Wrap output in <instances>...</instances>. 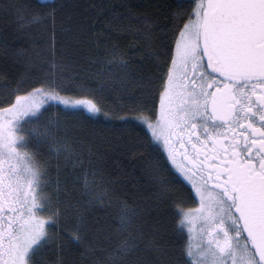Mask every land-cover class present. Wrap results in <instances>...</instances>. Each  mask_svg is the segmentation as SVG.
<instances>
[{
	"label": "snow or ice",
	"instance_id": "snow-or-ice-1",
	"mask_svg": "<svg viewBox=\"0 0 264 264\" xmlns=\"http://www.w3.org/2000/svg\"><path fill=\"white\" fill-rule=\"evenodd\" d=\"M63 7L0 0V18L16 22L12 36L0 29V56L24 63L33 78L4 85L0 99V264H264V0H160L154 14L119 17L151 68L140 74L130 64L144 59L118 47L88 61L92 75L113 77L112 91L139 93L116 108L54 48L38 62L15 47L33 27L54 34ZM69 116L132 126L154 154L149 179L156 205L174 209L175 254L158 230L137 224L138 208L113 199L91 153L75 151ZM41 143L80 175L53 181ZM194 225L195 246L183 242Z\"/></svg>",
	"mask_w": 264,
	"mask_h": 264
},
{
	"label": "trees",
	"instance_id": "trees-1",
	"mask_svg": "<svg viewBox=\"0 0 264 264\" xmlns=\"http://www.w3.org/2000/svg\"><path fill=\"white\" fill-rule=\"evenodd\" d=\"M25 3L35 4L36 0H23ZM62 4L63 11L59 14L55 24V33L48 31V26L33 27L31 33L21 35L15 41V47L23 50L33 59L39 58L42 62L49 58V49L54 48V58L60 62L69 64L76 70L75 74L87 78L90 87L101 90L100 99L109 107L116 108L120 105L134 103L131 95L139 93L112 91L116 81L111 75H92L97 66L88 61L95 58L98 52L104 49L118 47L130 60L144 59L143 64H130L132 68H138L143 74L151 68L146 59V53L136 51L139 41L131 33L124 31L123 25L126 21L119 19L126 16L129 11L136 15L154 14L155 5L160 0H58ZM130 6V7H126ZM0 29L9 36L15 33V17L6 16L0 18ZM0 70L7 76L0 79V99L7 94L4 85L14 83L15 80L25 79L29 83L32 77L28 73L24 63H14L0 56ZM116 73L120 70L115 69ZM57 110L53 109V115ZM69 123L67 131L71 140L79 141L81 147H77V153L85 156L91 153L96 166L102 169L103 176L110 182L109 188L114 192V200H127L129 204L138 208L139 215L137 224L151 233L158 230L157 238L163 246L175 254L178 247L175 242L172 229L174 209L171 205L163 204L157 206L155 203L154 187L149 179L150 169L146 163L150 150L143 149L135 138L132 126H120L101 122L94 126L82 123L78 117L66 118ZM39 149L40 159L44 162L50 178L71 180L73 176H79V171L66 165L63 156H57L50 150L48 143L36 145ZM167 171V170H165ZM79 188V185L75 186ZM118 208L114 205L113 214ZM184 243H188L185 232ZM139 257L145 262L150 261V253L141 252Z\"/></svg>",
	"mask_w": 264,
	"mask_h": 264
},
{
	"label": "rangeland",
	"instance_id": "rangeland-1",
	"mask_svg": "<svg viewBox=\"0 0 264 264\" xmlns=\"http://www.w3.org/2000/svg\"><path fill=\"white\" fill-rule=\"evenodd\" d=\"M185 232H186V234H187V236H188L187 230H185ZM198 240H199V236H198V234H197V227L194 225V226H193V231H192V233H191V240L189 241V239H188V241H189L193 246H195V244L197 243Z\"/></svg>",
	"mask_w": 264,
	"mask_h": 264
}]
</instances>
